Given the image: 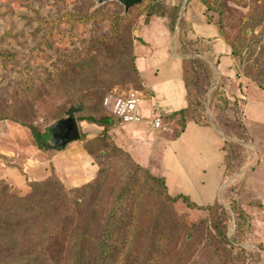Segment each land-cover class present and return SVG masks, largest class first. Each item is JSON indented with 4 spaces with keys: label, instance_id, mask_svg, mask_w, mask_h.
Segmentation results:
<instances>
[{
    "label": "rangeland",
    "instance_id": "obj_1",
    "mask_svg": "<svg viewBox=\"0 0 264 264\" xmlns=\"http://www.w3.org/2000/svg\"><path fill=\"white\" fill-rule=\"evenodd\" d=\"M158 1L181 4L168 33L188 70L192 128L179 133V118L157 112L166 129L155 132L91 121L108 115L104 99L116 92L138 90L141 106L152 99L135 44ZM70 109L80 138L53 149ZM34 128L49 133L47 146ZM75 147L101 171L69 187L63 162ZM263 158L264 0H142L128 10L117 0H0V217L13 224L0 228L12 239L0 264H264V202L248 182ZM179 195L217 203L227 239L211 209Z\"/></svg>",
    "mask_w": 264,
    "mask_h": 264
},
{
    "label": "crops",
    "instance_id": "obj_2",
    "mask_svg": "<svg viewBox=\"0 0 264 264\" xmlns=\"http://www.w3.org/2000/svg\"><path fill=\"white\" fill-rule=\"evenodd\" d=\"M169 29L168 24L163 23L159 16H154L146 24L145 34L141 31V38H145L142 47L138 49V45L135 44L137 55L135 63L138 74L144 87H147L153 95L152 99H149V103L146 102L141 106V112L146 118L155 115L156 112L167 116L188 105L187 87L184 80L185 67L182 56L178 55L170 45ZM192 124V121H189L181 133L186 134L188 129L192 128ZM126 126L129 130H138L144 126L148 131H160L152 129L147 122L129 123ZM67 155L63 163L70 171V176L67 179L69 187L94 179L99 169L93 163L94 157L91 153L75 147ZM263 170L264 160L260 168L253 171V174H249L251 177L248 181L255 188L253 196L258 195L262 202H264V176L261 177Z\"/></svg>",
    "mask_w": 264,
    "mask_h": 264
},
{
    "label": "trees",
    "instance_id": "obj_3",
    "mask_svg": "<svg viewBox=\"0 0 264 264\" xmlns=\"http://www.w3.org/2000/svg\"><path fill=\"white\" fill-rule=\"evenodd\" d=\"M180 10H181V4L169 5L165 2L158 1V3L152 4L149 7V9L147 10L146 17H145V23L148 24L151 20V16H153V15H157V16H161V17H168L170 19V23L168 24V26L171 29V31L173 32V31H175L176 26L178 27L181 24ZM135 59H136V57H135ZM189 60H188V62H189ZM187 72H188V70L185 67L184 80H185V84L187 87L188 105L186 107L181 108L179 110H176L175 112L166 116V119H171V118H179L180 119L181 128L179 130V133H181L182 131L185 130L189 121L194 120V114H195V109L193 107L194 94L192 93V90H191V82L188 79ZM77 103L81 107L83 104L82 99L78 100ZM233 107L237 113H240L239 107L237 104H234ZM79 110H81V109L78 108L77 111H79ZM239 117H240V115H239ZM90 120L93 122L94 121L98 122L101 125H105V126H108L109 124H111L112 121H117L114 119L113 116H111L109 114L104 116V117L101 116L97 120L93 119V118H91ZM33 133H34V137L37 139L39 147L47 146L46 142H47V139L49 136V133L47 131L45 133H40L34 128ZM100 171L101 170H99V173H100ZM99 177H100V175L98 176V178ZM156 180H159V179L156 178ZM162 183H164V182H162ZM90 185H91V183H88L85 186L76 187L75 190H77V191L83 190L84 188H86ZM164 186L166 187L165 183H164ZM178 197H182L183 200L186 201L189 206L211 209L213 211V217H214V219L212 220V228L220 237L227 239L228 234H229L227 219L223 215L218 213V210L216 208L217 203L209 204L207 206H202V205H199V204L191 201L190 197L188 195H179ZM174 198H172V200H174ZM33 199H34V195L30 196L29 198L21 199L16 204V208L21 207L22 205L26 204L27 202L30 203L31 201H34ZM175 200H176V198H175ZM12 226H13V224L11 222H8L7 219L5 220L3 217H0V228L9 229ZM90 239H93V237H90ZM11 241H12V239L8 240V242H7L6 238H4L3 236L0 235V244L1 245L5 244V243H11ZM260 248L264 251V245H260ZM3 251L7 252V250H3Z\"/></svg>",
    "mask_w": 264,
    "mask_h": 264
},
{
    "label": "built area",
    "instance_id": "obj_4",
    "mask_svg": "<svg viewBox=\"0 0 264 264\" xmlns=\"http://www.w3.org/2000/svg\"><path fill=\"white\" fill-rule=\"evenodd\" d=\"M113 94V93H112ZM104 105L108 108V114L123 124L142 123L154 130L166 129V125L160 115L146 118L141 112V93L138 90L116 92L104 99Z\"/></svg>",
    "mask_w": 264,
    "mask_h": 264
},
{
    "label": "water",
    "instance_id": "obj_5",
    "mask_svg": "<svg viewBox=\"0 0 264 264\" xmlns=\"http://www.w3.org/2000/svg\"><path fill=\"white\" fill-rule=\"evenodd\" d=\"M107 0H100L104 2ZM121 2L125 9L128 10L136 4L141 3L142 0H117ZM69 117L59 120L53 128V141L54 144L50 145L53 149L62 150L69 143L77 141L80 138V130L77 120L74 116V110L70 109L68 111Z\"/></svg>",
    "mask_w": 264,
    "mask_h": 264
}]
</instances>
